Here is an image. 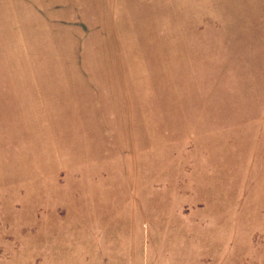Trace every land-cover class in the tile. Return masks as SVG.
Here are the masks:
<instances>
[{
	"label": "rangeland",
	"instance_id": "1",
	"mask_svg": "<svg viewBox=\"0 0 264 264\" xmlns=\"http://www.w3.org/2000/svg\"><path fill=\"white\" fill-rule=\"evenodd\" d=\"M0 264H264V0H0Z\"/></svg>",
	"mask_w": 264,
	"mask_h": 264
}]
</instances>
